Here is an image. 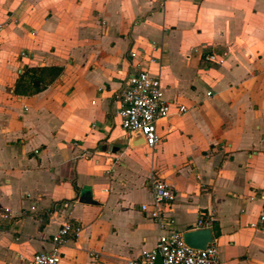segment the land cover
I'll return each instance as SVG.
<instances>
[{
	"label": "crops",
	"instance_id": "obj_1",
	"mask_svg": "<svg viewBox=\"0 0 264 264\" xmlns=\"http://www.w3.org/2000/svg\"><path fill=\"white\" fill-rule=\"evenodd\" d=\"M115 1L0 0V264L49 251L66 218L82 229L60 264L139 258L159 234L140 211L152 174L176 193L162 208L176 230L212 213L220 264H264V228L250 227L264 212V0H143L126 25ZM35 62L61 73L14 95ZM136 62L188 109L158 123L154 150L132 148L116 114Z\"/></svg>",
	"mask_w": 264,
	"mask_h": 264
},
{
	"label": "built area",
	"instance_id": "obj_2",
	"mask_svg": "<svg viewBox=\"0 0 264 264\" xmlns=\"http://www.w3.org/2000/svg\"><path fill=\"white\" fill-rule=\"evenodd\" d=\"M9 24V19L0 22V31ZM127 55L130 59L136 58V53L131 50ZM19 58L23 61L33 60L32 56L26 52H20ZM204 59L210 63L216 62L215 56H205ZM34 66L40 67L41 65L35 62ZM23 68L19 71L20 74L24 71ZM211 95V92L206 93L207 97ZM114 99L120 103L116 114L121 129L129 137L140 133L145 142L144 146L149 150H154L162 141V136L157 130L158 123L173 115L182 116L188 111L184 106H177L174 110L173 104L163 97L160 76L149 74L139 62L131 65V72L115 93ZM147 186L152 195V203L141 205L140 211L156 225L159 233L158 239L152 250L144 252L137 259L127 261L126 264H156L157 257H160L161 264H220L213 241L208 243L204 249L190 247L184 242L183 233L176 230L175 220L162 209L174 203L175 191L164 180L153 174L149 177ZM59 209L65 211L66 204H60ZM9 215L10 212L5 210L3 218L7 219ZM213 217L212 213L200 212L193 230L210 229ZM250 227L264 228V212L260 215L258 222L250 224ZM81 229V226L74 220L63 219L50 239L51 249L33 254L25 264H60L61 249L69 241L75 240ZM93 258L96 259L97 256L94 255Z\"/></svg>",
	"mask_w": 264,
	"mask_h": 264
},
{
	"label": "trees",
	"instance_id": "obj_3",
	"mask_svg": "<svg viewBox=\"0 0 264 264\" xmlns=\"http://www.w3.org/2000/svg\"><path fill=\"white\" fill-rule=\"evenodd\" d=\"M61 73L59 68L29 67L18 76L13 94L16 96H29L43 91Z\"/></svg>",
	"mask_w": 264,
	"mask_h": 264
},
{
	"label": "water",
	"instance_id": "obj_4",
	"mask_svg": "<svg viewBox=\"0 0 264 264\" xmlns=\"http://www.w3.org/2000/svg\"><path fill=\"white\" fill-rule=\"evenodd\" d=\"M145 142L140 133H135L130 138L132 148L144 146ZM80 203H91L89 196H82L79 199ZM184 242L192 248L204 249L206 245L212 242V235L209 229L191 230L183 234ZM156 264H161L160 257H157Z\"/></svg>",
	"mask_w": 264,
	"mask_h": 264
},
{
	"label": "rangeland",
	"instance_id": "obj_5",
	"mask_svg": "<svg viewBox=\"0 0 264 264\" xmlns=\"http://www.w3.org/2000/svg\"><path fill=\"white\" fill-rule=\"evenodd\" d=\"M115 2L118 8L119 7L128 8L129 10L132 11L131 14H129L127 17L121 16V19L119 20L121 21V23L126 25V24H129L128 22L131 20V16H133L132 13H135V11H138L141 8L143 0H116ZM115 21L116 19L112 20V22H115ZM133 22L134 21H132L131 23Z\"/></svg>",
	"mask_w": 264,
	"mask_h": 264
}]
</instances>
